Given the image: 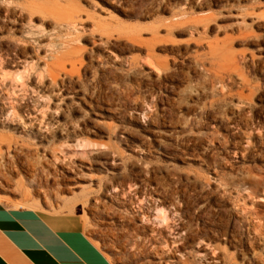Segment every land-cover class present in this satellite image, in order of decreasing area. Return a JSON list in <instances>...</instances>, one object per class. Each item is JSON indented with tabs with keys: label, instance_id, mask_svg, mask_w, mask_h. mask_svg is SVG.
I'll use <instances>...</instances> for the list:
<instances>
[{
	"label": "rangeland",
	"instance_id": "374dc122",
	"mask_svg": "<svg viewBox=\"0 0 264 264\" xmlns=\"http://www.w3.org/2000/svg\"><path fill=\"white\" fill-rule=\"evenodd\" d=\"M17 1L46 14L70 12L81 23L59 38L78 48L81 64L64 88L84 102L68 101L55 125L77 126L76 137L29 139L0 125L1 136L29 147L28 156L1 163L0 203L73 218L111 264H151L160 249L169 253L166 264H264V235L253 233L245 212H264V198H243L240 186L249 168L264 172L262 148L233 155L237 124L248 114L231 112L228 91L208 77L205 60L208 42L227 43L264 107V0ZM244 8L258 14L251 23L256 37L239 34ZM48 21L32 18L49 31ZM14 27L0 15V57L39 64L50 48L47 37L23 38ZM243 53L254 60L243 62ZM20 117L14 119H26ZM43 149L74 165L90 163L81 187L67 189L60 166ZM90 175L110 188L100 190ZM3 197L27 203L10 205Z\"/></svg>",
	"mask_w": 264,
	"mask_h": 264
},
{
	"label": "bare ground",
	"instance_id": "6f19581e",
	"mask_svg": "<svg viewBox=\"0 0 264 264\" xmlns=\"http://www.w3.org/2000/svg\"><path fill=\"white\" fill-rule=\"evenodd\" d=\"M0 15L10 18L15 25L13 30L21 33L23 38L39 42L47 37V46L50 47L44 52V59L39 64L34 63L32 59L27 60L21 56L18 57V55L11 62L0 57V125L2 127L12 125L13 130L24 134L29 139L47 140L53 134L69 138L71 136L76 137V132L79 129L77 126L70 124L63 129L55 130V125L58 123L68 101L74 102L75 105L79 104L78 100L84 102L83 97L76 91L71 92L64 88L65 82L73 76L78 65L81 64L77 53L78 48L68 45L67 42L61 41L59 38L63 34L75 32L81 23L74 20L70 12L53 11L46 14L34 8L27 1L17 0H0ZM35 16H39L42 22L50 19V22L48 21L50 30L34 25L32 18ZM237 16L239 18V34L246 39L256 37L251 30L252 21L258 19V14L254 8L241 9ZM99 38L100 42L104 39ZM240 57L243 62L254 60L253 54L243 53ZM205 60L208 77L214 83L227 89L231 112L248 114L241 124H237L239 141L232 147L233 155L236 158H243L251 146L254 147L259 144L264 158V107L255 102V100H259L257 86L248 77L239 73V58L227 46V43L208 42ZM6 68L11 71L7 72ZM25 77L33 79L34 86L27 85L24 80ZM225 81L234 83L238 89L231 91ZM21 114L26 117L25 120L18 122L14 119L20 117ZM254 138H257L258 141L253 142ZM28 148L23 139L4 138L0 135V166H2L1 163H8L7 161L13 157L28 156ZM42 152L43 155L49 157L50 163H57L60 166V175L67 189L81 187L79 180L84 178L83 171L91 170L92 165L90 163L82 161L79 165H74L60 159L54 152H48L45 149ZM109 156L113 157L110 154ZM90 178L96 182L100 190L107 191L110 188L106 180H101L92 175ZM29 181L34 182V179L31 178ZM240 186L243 187L241 190L243 191L241 193L243 198L249 196H262L264 198V172H257L255 169L249 168L241 179ZM3 200L10 205L27 203L8 197H3ZM31 204L39 207L45 204V201H34ZM245 212L248 214L253 233L264 235V212L250 208H245ZM157 218L162 221L166 219L164 215H157ZM164 256L169 258V253L161 249L160 252L155 251L153 254L154 261L151 264H166ZM172 262H177V258Z\"/></svg>",
	"mask_w": 264,
	"mask_h": 264
},
{
	"label": "crops",
	"instance_id": "0c3cea01",
	"mask_svg": "<svg viewBox=\"0 0 264 264\" xmlns=\"http://www.w3.org/2000/svg\"><path fill=\"white\" fill-rule=\"evenodd\" d=\"M0 203V264H111L73 218Z\"/></svg>",
	"mask_w": 264,
	"mask_h": 264
}]
</instances>
